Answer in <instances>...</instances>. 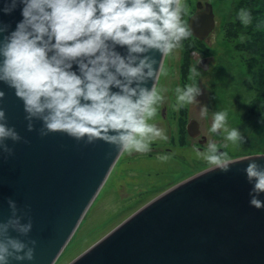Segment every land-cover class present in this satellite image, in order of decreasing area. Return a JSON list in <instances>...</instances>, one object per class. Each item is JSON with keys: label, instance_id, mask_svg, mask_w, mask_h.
<instances>
[{"label": "clouds", "instance_id": "clouds-1", "mask_svg": "<svg viewBox=\"0 0 264 264\" xmlns=\"http://www.w3.org/2000/svg\"><path fill=\"white\" fill-rule=\"evenodd\" d=\"M0 2V12L10 15L19 8L22 17L10 31V25L0 21V81L23 100L29 130L36 118L43 122L41 135L62 131L78 140L87 137L88 143L99 138L128 153L149 152L153 142L167 138L150 122L165 99L156 86L162 70L154 67L157 60L150 52L167 56L191 35L182 20L186 6L181 0ZM237 15L242 24L251 23L249 10L242 8ZM117 46L126 47L127 54ZM148 80L155 81L151 88ZM175 92L174 107L179 110L195 102L201 89L194 83ZM4 95L0 90V97ZM201 115H207V105ZM6 120L0 108V148L11 154L6 139L19 141L21 136ZM209 131L234 143L242 140L237 127L227 126L226 111L214 113ZM204 159L209 170L223 172L237 161L215 143L208 145ZM243 171L252 184L249 204L264 208V166L251 160ZM7 202L11 215L0 222V264L31 261L36 240H22L10 230L27 237L32 220L23 222L27 213L11 197Z\"/></svg>", "mask_w": 264, "mask_h": 264}, {"label": "water", "instance_id": "water-1", "mask_svg": "<svg viewBox=\"0 0 264 264\" xmlns=\"http://www.w3.org/2000/svg\"><path fill=\"white\" fill-rule=\"evenodd\" d=\"M195 8L187 27L204 39L215 27L213 7L198 0ZM20 19L19 8L10 15L0 12L9 31ZM117 50L127 54L126 47ZM150 55L158 71L165 56L158 50ZM208 62L201 67L206 70ZM145 83L151 88L155 81ZM0 90L6 123L21 136L6 139L11 154L0 148V222L11 215V197L33 228L27 237L10 234L36 240L33 260L11 264H54L122 152L99 138L88 143L87 137L78 140L62 131L41 135L43 122L36 118L29 130L23 100L2 81ZM187 129L193 137L199 134L194 120ZM233 159L227 172L208 167L161 192L67 264H264V208L249 204L252 184L243 171L251 160L264 166V153Z\"/></svg>", "mask_w": 264, "mask_h": 264}, {"label": "rangeland", "instance_id": "rangeland-1", "mask_svg": "<svg viewBox=\"0 0 264 264\" xmlns=\"http://www.w3.org/2000/svg\"><path fill=\"white\" fill-rule=\"evenodd\" d=\"M197 1L181 0L186 6V13L182 16L186 26L188 17L196 11ZM200 1L210 2L213 7L216 23L210 38L207 39L206 47L207 54H212L214 61L206 70L198 72L191 70V78L187 85L197 83L201 94L196 97L195 102L180 109L200 119L204 132L210 129L215 112L226 111L227 126L237 127L242 136L241 142L238 143L227 141L221 136L220 141L225 145L228 155L236 158L264 153V135L250 141L244 138L246 130L249 129L245 127L249 117L254 116L264 122V97L260 95L259 90L257 91L258 82L254 77V68L252 70L249 68V64L255 62L244 47L256 26L252 23L244 25L237 21L235 5L243 0ZM190 37L192 36L185 39L173 53L167 55L166 60H171L173 56L176 59L178 55L181 56ZM189 48L188 46L187 49ZM181 58H178L177 62H170L169 66L173 65L175 69L177 64L181 63ZM261 60L264 61L263 55ZM217 79L221 80V84L218 83L219 89H216ZM168 82L165 90L167 97L160 106L162 104L170 106L172 112L179 115L180 109L174 107L176 97L173 99L174 91L171 90L175 84L173 73ZM204 105H207L206 116L201 115ZM159 118L156 116L153 120H159L160 125L157 128L161 129L167 138L153 142L154 146L151 145L149 152L121 153L86 216L54 264L69 263L146 202L185 178L210 167L204 159L207 150L200 151L198 155L194 147H186L185 143L180 144L177 141L172 142L170 138L172 128L168 121ZM166 147L171 148L170 152L159 150Z\"/></svg>", "mask_w": 264, "mask_h": 264}, {"label": "flooded vegetation", "instance_id": "flooded-vegetation-1", "mask_svg": "<svg viewBox=\"0 0 264 264\" xmlns=\"http://www.w3.org/2000/svg\"><path fill=\"white\" fill-rule=\"evenodd\" d=\"M210 35L211 33H209L204 39H198L191 34L192 37L189 38V41L186 44V47L189 46L190 48L187 53L186 49H183L181 56H177V59H180V57L182 58L180 60L181 63L177 64V67L175 69H173V65H170V69L169 63L174 62L177 59L173 56L171 57V60L167 61V57L165 56L163 64L161 66L162 72L156 84V86L161 90L164 98L167 97L165 90L168 87V79L170 78L172 73L173 78L175 79V84L171 88V90L173 89L172 91H174V99L176 97L175 89L177 87H184L189 82L191 78V70L193 71L195 69V72L205 70L201 66L204 63V60L207 58L209 59L208 67L212 64V62L214 61L213 56L212 54H207L206 47L208 43L207 39L210 38ZM164 101L162 103H164ZM156 116H159V119L168 121L169 126L172 128V130L170 131V138L172 142L177 141L180 142V144L185 143L184 146L194 147L199 151H206L210 143H215L221 152H226L225 145L220 141L222 135L220 133H212L209 130L204 132L201 120L197 117H194V115H190L189 113H187V111L185 112L183 111V109H180V114L178 115L172 112L170 106L167 107L166 105L162 104V106H158ZM190 120H194L196 122L197 130H199V134L195 137L189 135L188 133L187 124ZM152 123H154L156 127L160 125L159 120H153ZM159 150L170 152L171 148L166 147V149Z\"/></svg>", "mask_w": 264, "mask_h": 264}, {"label": "trees", "instance_id": "trees-1", "mask_svg": "<svg viewBox=\"0 0 264 264\" xmlns=\"http://www.w3.org/2000/svg\"><path fill=\"white\" fill-rule=\"evenodd\" d=\"M242 8L249 10L252 13L251 23L256 26L253 32L250 33V37L247 39L244 47L245 50L250 52L252 55L251 59L255 62L253 64H249V68L251 70L254 68V77L258 82L257 91L259 90L260 95L264 97V61L261 60V55L264 57V0H243L241 3H237V5H235V9L237 10L236 18L239 22L240 20L238 19L237 14ZM188 50L189 49L186 47V53Z\"/></svg>", "mask_w": 264, "mask_h": 264}, {"label": "bare ground", "instance_id": "bare-ground-1", "mask_svg": "<svg viewBox=\"0 0 264 264\" xmlns=\"http://www.w3.org/2000/svg\"><path fill=\"white\" fill-rule=\"evenodd\" d=\"M218 83L221 84V80L217 79L216 83V89L220 88V85L218 86ZM247 124L245 127H249L248 131L246 130V133L244 134V138L247 139V141L254 140L257 136L264 135V122L257 117L251 116L246 121Z\"/></svg>", "mask_w": 264, "mask_h": 264}]
</instances>
